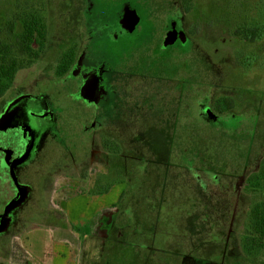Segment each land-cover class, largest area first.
<instances>
[{
  "label": "flooded vegetation",
  "instance_id": "obj_1",
  "mask_svg": "<svg viewBox=\"0 0 264 264\" xmlns=\"http://www.w3.org/2000/svg\"><path fill=\"white\" fill-rule=\"evenodd\" d=\"M193 2L23 0L24 12L4 20L0 17V56L12 58L11 68H14V56L21 63L13 78L5 81L7 87L0 94V259L3 264L18 252L25 234L42 226V220L64 216L57 192L63 184H68L67 179L84 180L80 171H92L96 150L110 161H103L108 163L107 168L112 165L108 173L97 176L98 180L156 185L154 193H139V196L159 202L185 194L186 191L175 192V186L179 185L190 183L193 192L188 194L190 201L191 195L197 194L195 198L200 204L193 206L187 217L159 206L155 215L168 221L173 239L181 232L177 217L186 218L183 223H189V234L185 237L186 244H176L164 236L158 239L157 264L233 263L231 260L237 255L230 254L228 248L232 244L236 247L237 237L227 230L224 240L222 230L214 231L213 219H223V212H227L237 228L239 218L232 199L239 192L256 195L264 191V186L257 187L250 178L260 171L264 156L258 163L259 169H252L247 160L238 175L223 174L232 179L222 182L218 189L221 177L217 174L211 179L203 177L205 171L199 164L206 161L205 156L188 158L191 151H177V134L232 137L250 136L255 131L250 125L256 116L255 109L245 104L240 106L234 96L216 94L223 86V68L215 64L214 57L221 50L215 46L206 48L198 36L199 26L189 15ZM24 14L23 22L20 17ZM38 22L44 25L43 34L35 31L22 36L25 25L35 30ZM233 35L247 40L235 32ZM160 118L168 121L169 127L162 135L168 147L161 161L143 141L144 132L151 133L148 126H154ZM176 158L191 166L182 167ZM177 165L183 169V175L181 171L178 177ZM192 170H199L201 175ZM87 179L95 184L90 177ZM127 195L132 193L122 192L120 201ZM134 196L136 199L138 194ZM253 203L256 201L248 206L247 219L242 225L244 235L239 236L246 250V228ZM122 207L112 204L102 209V213L112 217L113 229L119 232L134 222L136 231L142 229L143 241L153 244L154 236H149L146 229L149 220L138 217V207L134 205ZM46 210L51 214L48 218L44 215ZM149 210L142 209L140 213L146 216ZM128 216V223H123ZM204 234L210 240L199 244ZM169 242L173 246L171 251L166 248ZM222 244L227 246V251H219L217 257ZM186 245L189 252L175 251ZM209 245H213L211 252ZM164 249L168 253L160 251ZM120 258L111 260L116 264L119 260L133 259ZM111 260L100 264H111Z\"/></svg>",
  "mask_w": 264,
  "mask_h": 264
},
{
  "label": "rangeland",
  "instance_id": "obj_2",
  "mask_svg": "<svg viewBox=\"0 0 264 264\" xmlns=\"http://www.w3.org/2000/svg\"><path fill=\"white\" fill-rule=\"evenodd\" d=\"M24 7L23 0H0V17L2 20L7 17H14L16 13L24 12ZM189 15L192 21L198 24V36L206 43V48L211 49L215 46L216 50H221L219 56L214 57L215 64L222 65L223 68V86L217 89L216 94L234 96L239 100L240 106L242 104L249 105L251 110L255 109L256 113L254 121L250 122L255 131L250 136L222 137L209 133L202 136H196L192 133L190 137L182 134L176 135L177 151H191V154L187 155L188 158H199L200 155L206 157V161L199 164L205 171L203 177L211 179L217 174L221 177V181L217 185V188L220 189L222 182L232 179L223 174L238 175L247 164V160H250L249 165L252 166V169H259L258 163L264 156V33L261 38L253 41L239 39L233 35L237 27L247 25L246 23L264 25V0H194ZM148 128L151 133L146 135L144 132V146L150 151H154L157 160L161 161L164 158L162 155L168 147V144L162 140L163 133L169 130L168 121L160 118L157 124L154 126L150 124ZM94 156L95 163L92 171L89 169L80 171V173L83 172L84 180L80 177L74 180L72 178L67 179L68 184H63L57 192L58 201L67 195L70 197L73 194H81L76 196L77 199L71 201L70 206L67 207L69 209L66 212L67 217H58V219L55 217L56 220H52L53 222L45 219L42 220V226H32L34 228L20 239L18 252L4 264H100L107 259H109V263L111 259H122L120 256H131L133 259L125 262L119 260L116 264H147L148 262L157 264L156 258L160 255L157 247L158 239L164 236L165 239L173 240L176 244H186L185 237L189 234L187 230L189 223H183L186 218L177 217L181 232H178L173 239V231L168 221L155 214L160 206L162 210H169L174 214L179 212L183 217L189 216L188 212L193 210V206L200 204V201L195 198L197 194L191 195L192 201L189 200L188 194H193L190 183L175 186V192L186 191L181 196L176 194L164 202L152 201L149 198L139 196V193H154L157 189L156 185L140 186L135 182L106 183L104 179L98 180L97 176L108 173L112 165L107 168L108 163L105 162L110 161L107 160L108 158H103L97 150L94 152ZM104 160L105 162H103ZM176 161L182 167L191 166L188 162H182L180 158H176ZM181 171L183 175V169L177 165L175 167L176 177L180 176ZM196 171L201 175L199 170H192V172ZM88 177L91 178V181L94 180L95 184L88 181ZM222 185L225 186V184ZM125 190L132 195H127L125 199L120 201V196ZM137 194L135 199L134 195ZM193 199H195L194 202ZM260 200L264 201V191L256 195L239 192L232 199L233 210L236 217L239 218L236 229L234 228V221L229 219L227 212H223V219L222 217L213 219L214 231L218 233L219 230H222L224 240L227 230L230 235L234 234L237 237L236 247L232 244L228 248L230 254L237 256L231 260L233 263L225 264H264V246L248 252L249 248L246 250L243 248V244L241 245L239 242V236L243 237L244 235L242 225L247 219L248 206L252 202L258 203ZM112 204L121 209H123V205L138 207V217L141 215L144 219L149 220L146 229L149 236H154V243L143 241L142 229L139 228L136 231L137 227L134 222H132L133 226L123 227L117 232L113 229L115 226H112L113 219L111 216L106 213L96 214L106 205ZM60 205L63 208L64 202H61ZM225 206L228 208L227 205ZM140 208L147 211L149 208L151 209L146 213V216H143L140 213L142 211ZM33 215L34 213L28 218H32ZM44 215L47 218L51 216L47 210ZM134 215L137 220L136 212ZM78 218H83L85 222L89 221L87 219L90 221L87 222V226L76 227L73 222L77 221ZM129 219L130 216L124 217L123 223L127 224ZM59 220H61V225ZM206 236V234L202 236L199 244H203L206 239L210 240ZM63 239L67 241H63ZM213 240L218 244V240ZM163 246L165 247V244ZM210 246L213 245H209V252L212 251ZM222 246L221 250L217 249V257L221 252L227 251V246L225 244ZM166 248L167 251H171L173 246L169 242ZM201 249L205 250V247ZM194 250L193 247L192 251ZM160 251L168 253L165 249ZM175 251L182 254L189 252V249L186 245L183 249L175 248ZM153 254L156 255L155 258L152 256ZM169 254L171 253L169 252ZM145 258L148 259L147 263L144 262ZM142 259L143 261H141ZM111 262L114 264L113 260ZM0 264H3L1 259Z\"/></svg>",
  "mask_w": 264,
  "mask_h": 264
},
{
  "label": "trees",
  "instance_id": "obj_3",
  "mask_svg": "<svg viewBox=\"0 0 264 264\" xmlns=\"http://www.w3.org/2000/svg\"><path fill=\"white\" fill-rule=\"evenodd\" d=\"M21 20L24 22L26 16L21 15ZM31 25V24H30ZM43 27L41 23H37L35 30H29L25 25L22 36L25 33L39 32L43 34ZM236 34L244 37L248 41L257 40L262 37L264 33V25L260 24H247L240 26L234 31ZM2 46L0 45V53ZM12 58L6 55L0 56V94L6 89L5 81L13 78L17 67L21 64L18 62V56L13 57L14 68H11ZM251 180L256 182L255 185L259 188L264 186V159L261 162V169L258 173L253 174ZM246 245H248V252L254 249H259L264 246V201L253 203L250 209V217L248 219L246 228Z\"/></svg>",
  "mask_w": 264,
  "mask_h": 264
},
{
  "label": "crops",
  "instance_id": "obj_4",
  "mask_svg": "<svg viewBox=\"0 0 264 264\" xmlns=\"http://www.w3.org/2000/svg\"><path fill=\"white\" fill-rule=\"evenodd\" d=\"M78 195H81V194H76V195H72V196H66V197H62V199H61V201H60V203L61 202H64V209L62 208V206L60 205V208L62 209V211L63 212H65V214H64V216L65 217H67V214H66V212L67 211H69V209L67 208L68 206H70V203H71V201H73L74 199H77V197L76 196H78ZM82 195H85V194H82ZM109 205H106L104 208H107ZM102 209H100L96 214H99V213H102ZM70 219V218H69ZM77 221H75V222H73V225L74 226H76V227H81V226H87L86 224H87V222H89L90 221V219H87V220H89V221H87V222H85V220H83V218H78V219H76ZM66 229H67V227H66ZM76 235V234H75ZM78 237V236H77ZM67 241L66 239H63V241Z\"/></svg>",
  "mask_w": 264,
  "mask_h": 264
}]
</instances>
